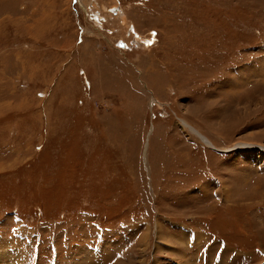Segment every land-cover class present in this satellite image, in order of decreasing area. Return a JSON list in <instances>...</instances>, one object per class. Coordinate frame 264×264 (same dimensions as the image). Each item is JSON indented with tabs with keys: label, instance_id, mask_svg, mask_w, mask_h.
Returning a JSON list of instances; mask_svg holds the SVG:
<instances>
[{
	"label": "rangeland",
	"instance_id": "obj_1",
	"mask_svg": "<svg viewBox=\"0 0 264 264\" xmlns=\"http://www.w3.org/2000/svg\"><path fill=\"white\" fill-rule=\"evenodd\" d=\"M0 264H264V0H0Z\"/></svg>",
	"mask_w": 264,
	"mask_h": 264
},
{
	"label": "bare ground",
	"instance_id": "obj_2",
	"mask_svg": "<svg viewBox=\"0 0 264 264\" xmlns=\"http://www.w3.org/2000/svg\"><path fill=\"white\" fill-rule=\"evenodd\" d=\"M108 10L110 12H115L114 10H117V7L108 8ZM180 125L184 128L186 127L190 131V133L197 135L205 144H207V146L214 148V145L211 143V141L208 138H206L204 135H202L194 126L188 124L184 119H180ZM248 147L251 148L253 146L248 145ZM215 149H216V147H215Z\"/></svg>",
	"mask_w": 264,
	"mask_h": 264
}]
</instances>
